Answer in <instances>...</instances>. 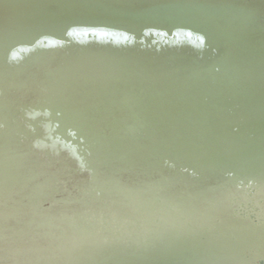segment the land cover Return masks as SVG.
Instances as JSON below:
<instances>
[{
	"label": "water",
	"instance_id": "95a60500",
	"mask_svg": "<svg viewBox=\"0 0 264 264\" xmlns=\"http://www.w3.org/2000/svg\"><path fill=\"white\" fill-rule=\"evenodd\" d=\"M0 264H264V0H0Z\"/></svg>",
	"mask_w": 264,
	"mask_h": 264
}]
</instances>
